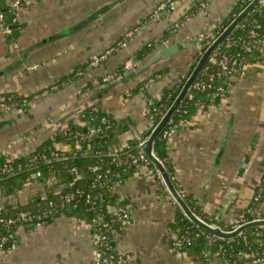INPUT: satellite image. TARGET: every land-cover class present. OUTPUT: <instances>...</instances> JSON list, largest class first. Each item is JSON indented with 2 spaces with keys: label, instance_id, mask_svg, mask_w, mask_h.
<instances>
[{
  "label": "crops",
  "instance_id": "crops-1",
  "mask_svg": "<svg viewBox=\"0 0 264 264\" xmlns=\"http://www.w3.org/2000/svg\"><path fill=\"white\" fill-rule=\"evenodd\" d=\"M109 1L116 2L115 6L96 22L79 32L64 33ZM162 1L34 0L26 5L19 15L16 42H8V33L0 30V95L41 96L32 98L25 111L12 108L0 113V155L14 158L31 153L64 132L71 120L83 124L79 113L89 106L127 124V130L119 128L110 142V154L116 155L132 140L141 139L151 127L149 107L145 93L133 90L146 81V92L161 98L164 89L189 70L201 49V34L210 37L238 0H211L194 13V0H176L173 9L152 18V11ZM7 4L8 0H0V6ZM171 22L180 24L175 31H170ZM5 25L10 30L13 27L7 21ZM138 25L139 32L125 47L82 77L60 84L73 69ZM167 30L171 36L165 37ZM56 34L61 35L49 40ZM165 38H169V46L179 43L182 49L143 69L165 48ZM45 39L43 45L36 46ZM151 42H156L155 50L145 59L138 58L137 53ZM162 69L167 70L161 73ZM156 76L146 86L148 79ZM87 83L91 87L82 92ZM225 85L222 96L199 107L167 143L179 191L191 195L201 212L221 225L240 218L260 193L257 214L264 216V36L254 55L244 60L241 73L226 77ZM56 146L69 149L61 142ZM154 166H142L111 185L112 194L134 206L133 225L118 234L113 245L135 255L130 264H203L193 248L174 247L177 233L171 224L177 218L176 200ZM35 177L32 174L21 181L15 192L0 187V206L29 204L64 189L57 176L44 181ZM15 234L18 245L0 251V264H94L92 229L70 212L45 225H21ZM215 254L212 261L220 263Z\"/></svg>",
  "mask_w": 264,
  "mask_h": 264
},
{
  "label": "trees",
  "instance_id": "trees-1",
  "mask_svg": "<svg viewBox=\"0 0 264 264\" xmlns=\"http://www.w3.org/2000/svg\"><path fill=\"white\" fill-rule=\"evenodd\" d=\"M195 4L191 8L192 13L199 10L202 0H194ZM253 0H238L234 8L213 29V36L205 39L201 45L199 53L194 58L189 70L181 75L179 81L174 85L164 89L161 98H154L146 91L145 82H141L134 90V93L144 92L147 98L149 107V116L151 127L144 133L139 140H132L130 142V149H124L116 155H112L108 151L110 142L117 134L118 129L127 130V124L119 123L115 118L109 114L98 112L94 106L85 107L80 111L83 124H77L70 121L66 130L59 133L55 139H49L37 146L31 153L20 157L9 158L7 155H0V187L8 186L11 192H15L21 181L28 179L32 174L40 172V175L35 179L44 181L52 175L61 179L64 184V190L60 193L51 195L47 198L35 199L29 204H20L15 206L4 207L0 211V230L5 234L15 233L16 230L24 224L42 223L43 225L51 222L56 216L61 213H69L68 206L62 205V196L66 193L81 191L78 199L73 201L72 215H75L87 222L98 220L100 215L103 216L102 221L94 222L96 229L102 231L105 227L103 224H113L111 218L113 217L110 206L119 205V198L112 194L110 187L114 182L121 181L132 175L136 169L139 168L138 163L130 160V155L135 154L141 144L146 143L155 127L161 122L167 110L175 103L178 95L182 91L188 77L192 74L203 53L210 46L211 41L217 38L234 19L244 10ZM0 11L6 14L8 25L13 27L7 35L8 42H16L19 37L21 26L18 22H13V16L8 12L7 6H0ZM190 11V12H191ZM150 17H147L148 20ZM139 26V25H138ZM259 31L260 36H264V4L259 3L251 12L243 18L232 33L221 43H219L216 50V56L223 54H232L239 58L241 63V70L243 68L244 60L255 51L247 52L240 38L247 36L250 29L255 27ZM171 35L169 30L166 31L165 36ZM156 42H151L145 45L138 53V58L145 59L149 56L156 47ZM86 64L77 66L74 72L68 77H63L60 81L62 85L64 81L69 78L77 79L83 75L78 74L80 71L85 72ZM122 70V67L119 68ZM167 69H162L160 72H166ZM222 71L218 63H214L209 59L203 66L196 81H201L205 84L204 87L194 88L190 87L184 99L178 104L176 111L171 117V121L160 130L154 141V153L164 163L174 185L179 190L177 184L174 167L169 157L168 138L163 137L166 129L172 125L178 127L186 120L190 119L197 111L195 103L200 101L202 105L212 103L213 95L218 90L219 86L226 87V77L233 74L231 71H226L221 75L218 72ZM91 85L87 83L82 92L90 88ZM193 93V99L189 98V94ZM32 96H21L16 93H5L0 95V103L5 102L7 105H13L17 109L23 111L31 106L33 101ZM92 129H97V133L91 138L90 132ZM99 137V138H96ZM63 143L69 146V149L60 150L57 148V143ZM106 147V150H102ZM11 164V167L6 166ZM150 165L154 166L151 162ZM155 167V166H154ZM75 169V170H74ZM157 173V172H156ZM263 186V185H262ZM264 188V187H263ZM103 194L102 198L99 197ZM90 194L98 203L97 206L91 208V203L87 202V195ZM261 194V193H260ZM191 209L199 216L204 218L207 222L211 220L207 218L201 210L197 207L196 201L191 195L183 196ZM102 199V200H101ZM101 201V202H100ZM258 202H253L256 212L248 214L249 220L263 219L257 214ZM177 218L171 224L177 236L182 239H190L191 244L187 241L184 245L193 248L195 253L202 260L203 264H211L210 255L221 252V255L230 258V261H236L239 264L249 262L253 257L264 251V226L252 227L246 229L240 235L233 238H220L207 229H203L193 222L182 210L180 205L176 202ZM20 212H28L29 218L27 220L18 219L16 223H6L4 220L10 217L17 218ZM41 215V219L37 218ZM102 222L101 224H99ZM117 225V223H115ZM226 231H232L230 228L223 226ZM213 238V239H211Z\"/></svg>",
  "mask_w": 264,
  "mask_h": 264
},
{
  "label": "built area",
  "instance_id": "built-area-1",
  "mask_svg": "<svg viewBox=\"0 0 264 264\" xmlns=\"http://www.w3.org/2000/svg\"><path fill=\"white\" fill-rule=\"evenodd\" d=\"M34 0H8V12L13 16V22H18L19 20V12L22 10V7H26V5H29ZM211 0H202L201 5L206 6ZM176 0H164L162 1L151 13L152 18H160L161 15L168 10H171L174 8ZM262 4H264V0H261ZM25 5V6H24ZM6 20V14L3 11H0V30H4L6 33L10 32V29L5 25ZM179 23H174L170 31H175L179 27ZM140 30L139 26H134L129 28L123 36L113 45L109 46L108 48L104 49L103 51H100L99 53L94 54L90 60L87 63V70H90L94 67H97L101 65L106 59H108L117 49L125 47L129 40L134 37ZM213 36V34H212ZM201 38L204 41L208 38V35L201 34ZM214 38L211 43L215 40ZM263 38L260 36L259 31L256 28L253 27L250 29L247 36L241 37L240 42L242 43L244 49L247 52H253L256 51L257 48L260 47L262 43ZM169 38H165L162 41V44L165 47L169 46ZM210 43V44H211ZM212 62L218 63L221 67L222 71L218 72L219 75L222 73H225L226 71H231L233 74L230 76H237V73L241 70V63L238 57L232 55V54H223L222 56L217 57L216 52L212 55L210 58ZM78 74L83 75L84 72L80 71ZM229 77V76H228ZM157 79L156 77H150L146 83V86L150 83L154 82ZM194 88H201L204 87L205 84H203L201 81H194V83L191 85V87ZM225 91V87L219 86L218 90L214 93L212 103H215L216 100H218L223 92ZM41 96V94H35L34 99H38ZM194 95L193 93L189 94V98L193 99ZM197 108L202 106V103L200 101H197L195 103ZM1 110L9 111L12 108H16L15 106L7 105L5 102L0 103ZM81 116V115H80ZM82 118V116H81ZM171 121V118L168 122ZM178 129L177 125H172L170 128L166 129L163 133L164 138H169L173 133H175ZM97 133V129H92L90 132V137H93V135ZM131 145L127 146V149H130ZM130 160L133 162H136L139 165V168L142 166H149L152 162L149 157L144 153L142 149H138V151L135 154L130 155ZM7 168L11 167V164L6 166ZM75 170V169H74ZM155 171L157 172L158 176H161V173L157 167H155ZM40 175V172H36L35 176ZM181 195L184 196L185 193L180 191ZM81 191L78 190L76 192L66 193L62 196L63 202L62 205H70L73 204V201L80 196ZM103 194L101 193L99 195L100 198H102ZM261 198V194H258L254 197L253 202H258ZM102 200V199H101ZM87 202L91 203V208L94 209V207L97 206L98 201L93 198L90 194L87 195ZM101 202V201H100ZM3 206H0V211L3 209ZM110 211H112L113 217L111 220L115 223L113 224H103L105 227L102 231H99L96 229V225L94 222L102 221L103 218L102 215L98 218V220H92L91 222H87L89 226L92 229V245H93V255H94V264H130L134 261L135 255L130 252H121L116 249V247L113 245L114 238L120 234L121 232L126 231L131 225L134 223V206L129 201H120L119 205L110 206ZM256 212V209L254 206H249L247 209V215ZM28 212H20L17 216V218L10 217L5 219L4 221L6 223H16L18 219L20 220H27L29 218ZM245 215L243 217L233 219L230 223H226L224 225H220L222 228L223 226L230 228V230H234L237 227L253 220H249L248 216ZM37 218L41 219V215H37ZM100 222L99 224H101ZM34 225V224H33ZM35 225H43L42 223H36ZM213 239V238H211ZM187 241L188 244H191L190 239H182L179 238L177 235L174 239L173 245L176 248H185L187 246L184 245V242ZM18 245V239L16 237L15 233L5 234L0 230V251H8L11 249H15ZM219 257V262L217 264H239L236 261H230V258H226L221 255V252H217L215 254ZM212 255H210L211 258ZM245 264H264V251L258 256L253 257L249 262H245Z\"/></svg>",
  "mask_w": 264,
  "mask_h": 264
},
{
  "label": "water",
  "instance_id": "water-1",
  "mask_svg": "<svg viewBox=\"0 0 264 264\" xmlns=\"http://www.w3.org/2000/svg\"><path fill=\"white\" fill-rule=\"evenodd\" d=\"M260 2H261V0H253L247 6V8L244 10V12L241 13V14H239L234 19V21L231 23V25H229V27H227L210 44V46L207 48V50L201 56V58H200V60L198 62V65L196 66V68L194 69V71L192 72V74L188 77V80L186 81V83H185L182 91L178 95L175 103L170 107L169 110L166 111L163 119L155 127V129L152 132L149 140L146 143L141 144L139 146V148L142 149L144 151V153L149 157V159L152 161V163L159 169V171L161 173V176H162L165 184L168 187V190L170 191V193L172 194V196L174 197V199L176 200V202L180 205V207L182 208L183 212L193 222L197 223V225L199 227L211 231L212 233H214L216 236H218L220 238H226V239L233 238L235 236H238V235H240L242 232H244L248 228H252V227H263L264 226V218L263 219H258V220H253V221H249V222H247V223H245V224L237 227L233 231H226L225 229H223L219 225L213 226V225L208 224L207 222H205L203 219H201L191 209V207L188 205V203L186 202V200L184 199V197L181 195L180 191L174 185V183H173V181H172V179L170 177V174H169L167 168L165 167L164 163L154 153V141H155V138L157 137L158 133L160 132V130L166 125V123L169 121V119L172 117V115L176 111L178 104L184 99V97L188 93L191 85L197 79V77L200 74L203 66L212 57V55L216 52L219 43H221L222 41H224L232 33V31L238 26L239 22L243 18H245L251 12V10L255 6H257ZM115 4H116V2H110L107 5H104L103 7L99 8L97 11H94L90 15L82 18L78 22H76L73 25H71L68 28H66L64 30V33L65 32H68V31L70 33H76V32H79V31L85 29L86 27L90 26L92 23L96 22L105 13H107L110 10V8H112L113 6H115ZM60 35L61 34H56V35L50 37L49 40H51L52 38H57ZM47 40L48 39L41 40V41L37 42L36 43V46L43 45L44 42H46ZM182 46H183L182 44L173 43L172 45L161 49L152 60H150L149 62H147L143 66V69L148 68L151 64L155 63L156 61H158L160 59H166V58H168L170 56L175 55L176 53H178L182 49ZM96 138H99V137H96ZM89 140L92 141L93 140V137H91ZM102 150H106V147H103ZM68 211L70 213H72V206L71 205L68 206Z\"/></svg>",
  "mask_w": 264,
  "mask_h": 264
},
{
  "label": "rangeland",
  "instance_id": "rangeland-1",
  "mask_svg": "<svg viewBox=\"0 0 264 264\" xmlns=\"http://www.w3.org/2000/svg\"><path fill=\"white\" fill-rule=\"evenodd\" d=\"M110 2H114V1H109V2H107V3H104L103 5H101L100 7H98L95 11H97L99 8H101V7H103L104 5H107L108 3H110ZM25 6V5H24ZM22 9H24V7H22ZM22 11V10H21ZM21 11L19 12V15L21 14ZM172 24H174L173 22H171ZM172 24H171V26H172ZM71 26V25H70ZM68 28V27H67ZM213 34V33H212ZM212 34L210 35V37L212 36ZM171 36V35H170ZM166 37V36H165ZM130 41V40H129ZM11 46H13L12 44H11ZM12 50H14V49H12ZM88 63V62H87ZM87 63H86V65H87ZM74 70L75 69H73V71H72V73L74 72ZM86 71H88L87 69H86ZM85 71V72H86ZM71 73V74H72ZM34 96V95H33ZM29 97H30V95H29ZM34 98V97H33ZM36 100V99H35ZM2 102V101H1ZM210 104H213V103H210ZM207 105H209V104H207ZM3 112H7V111H4V110H1V108H0V113H3ZM79 116H80V113H79ZM249 206H251V205H249ZM247 209H248V207H247ZM247 209L242 213V215L241 216H239V217H243V216H245V215H247ZM201 219H203L205 222H207L204 218H202V217H200ZM211 220V219H210ZM218 221H215V219L213 218L212 220H211V223L210 222H207L208 224H211V225H213V226H216V225H219V223H217ZM231 222V220H229V221H227L226 223H230ZM221 225V224H220ZM119 251H121V252H126L125 250H121V249H118ZM211 259V258H210ZM211 261H212V259H211ZM212 264H215V262L214 261H212L211 262Z\"/></svg>",
  "mask_w": 264,
  "mask_h": 264
}]
</instances>
